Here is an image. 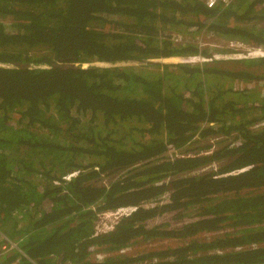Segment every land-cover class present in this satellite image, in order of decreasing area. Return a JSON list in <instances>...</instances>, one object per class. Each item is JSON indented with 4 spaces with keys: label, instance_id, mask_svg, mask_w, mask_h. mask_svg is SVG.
Wrapping results in <instances>:
<instances>
[{
    "label": "trees",
    "instance_id": "obj_1",
    "mask_svg": "<svg viewBox=\"0 0 264 264\" xmlns=\"http://www.w3.org/2000/svg\"><path fill=\"white\" fill-rule=\"evenodd\" d=\"M204 32L263 53L202 46ZM259 83L264 0H0V230L25 252L6 262L264 264ZM166 240L180 244L152 246Z\"/></svg>",
    "mask_w": 264,
    "mask_h": 264
},
{
    "label": "built area",
    "instance_id": "obj_2",
    "mask_svg": "<svg viewBox=\"0 0 264 264\" xmlns=\"http://www.w3.org/2000/svg\"><path fill=\"white\" fill-rule=\"evenodd\" d=\"M201 2H203L207 7L209 8H214L216 5L220 4L225 6H228L232 0H199ZM206 36H201V37H197L198 41L200 42V45L204 46V45H208V44H204V40H205ZM180 39H182L181 35H177L175 34V40L179 41ZM230 44L232 46H235V44H233V40H231ZM258 48H251L248 49L251 52H254V50H257ZM264 122H258L257 124L253 125L252 128L253 129H259V126H263ZM85 165H88L87 163H85ZM248 167L242 168L240 170H234L232 172H230L231 174L233 173H239L243 170H245ZM229 174V173H228ZM165 196V195H164ZM157 203H161V202H155V201H150V202H144L142 205L140 206H144V207H153L154 205H156ZM138 206H134V205H130V206H126V207H121V208H117V209H113V210H106L104 212H101L99 214V218L97 221V225H96V235L101 234V233H105L108 231H111L115 228V225L117 224V222H119L120 218L124 217V216H129L132 212H134L135 210H137ZM109 214L114 215L116 217L115 222L113 223L109 217ZM103 224H107L108 226L112 227L108 230L103 229ZM209 234V233H207ZM211 235V234H209ZM258 245L254 244L253 247H256ZM260 246V245H259ZM15 252H17L18 254H22L25 255V252L21 249L19 243L10 238L8 235H6L4 232H2L0 230V264H15L18 262L19 257H17L14 262L11 263H7L5 258L10 257L12 254H14ZM130 253H134V247L132 244L120 249L119 251L115 252V254H130ZM108 252L101 249V248H96L93 251V255L94 258H96L98 261H102L106 256H108ZM5 259V260H4ZM4 260V261H3Z\"/></svg>",
    "mask_w": 264,
    "mask_h": 264
},
{
    "label": "rangeland",
    "instance_id": "obj_3",
    "mask_svg": "<svg viewBox=\"0 0 264 264\" xmlns=\"http://www.w3.org/2000/svg\"><path fill=\"white\" fill-rule=\"evenodd\" d=\"M208 35V41H214L216 38H215V36L213 35V34H211V33H208V32H204L201 36H207ZM225 43H228L229 44V41H227V40H223V39H216V41H215V43L214 44H212L213 46H216V47H218V49H222V48H224V49H227V50H230V51H237V50H239V48L240 47H233V46H231L230 44L229 45H226ZM173 61V59H170V58H156V59H154V61L153 62H155V63H157V62H159V63H161V64H166V63H171ZM252 87V86H251ZM263 88L264 87V85H263V83H262V85H261V83H259V84H256V85H254L252 88ZM260 113L258 112V115H259ZM263 124V126H264V123H262ZM263 126H259L260 128H262ZM259 128V129H260ZM213 141H215V147H214V149L216 148V147H218V145H220L221 143H218L217 141H218V139H213ZM214 149H212V150H210V151H208V152H212ZM174 151L175 150H173V149H170V150H168L164 155L165 156H173L174 157ZM191 153V152H190ZM187 154V153H186ZM216 165V164H215ZM215 165H212V166H209L207 169H205V171H209V170H215V169H217V167L215 166ZM116 176L115 175H113L112 176V179H114ZM109 179H110V177H105V176H102V178H101V180H100V182L101 183H108V181H109ZM172 214L173 213H166V214H164L163 216H160V217H156V218H154V219H152L149 223H154V222H162V221H165V220H168V221H172ZM109 217H110V219H111V221L114 223L115 222V220H116V217L114 216V215H111V214H109ZM187 221H189V219H187L186 218V220H185V222H187ZM182 222H184V220L183 221H181V222H177V221H173V225L174 226H176V225H180ZM110 226H108L107 224H104V226H103V229H105V230H107V228L108 229H110V228H112V227H110ZM203 236H209V234H202ZM180 244V240H166V241H158L157 243H155V244H153L152 246H157V247H168V246H172V247H175L176 245H179ZM148 247H151V246H148ZM94 257V256H93Z\"/></svg>",
    "mask_w": 264,
    "mask_h": 264
},
{
    "label": "clouds",
    "instance_id": "obj_4",
    "mask_svg": "<svg viewBox=\"0 0 264 264\" xmlns=\"http://www.w3.org/2000/svg\"><path fill=\"white\" fill-rule=\"evenodd\" d=\"M197 1H199V0H197ZM233 1V0H232ZM231 1V2H232ZM199 2H201V1H199ZM201 3H203V2H201ZM204 4V3H203ZM205 5V4H204ZM206 6V5H205ZM216 6H220V7H224L223 5H220V4H218V5H216ZM215 6V7H216ZM207 7V6H206ZM225 7H227V6H225ZM208 9H212V8H209V7H207ZM195 28V27H194ZM194 28H191V30H193ZM203 30H205V31H207L205 28L203 29ZM215 36V35H214ZM216 38V37H215ZM217 39V38H216ZM216 39L212 42V41H208V35L206 36V38H205V40H204V44H208V45H211V44H214L215 43V41H216ZM223 40H225V39H223ZM227 41H229V44H230V42H231V40H233V44H235V46H233V47H240L239 48V50H237V51H240V52H242V53H252V54H255V55H260V54H262L263 53V47H261V46H255V45H252V44H248V43H245V42H243V41H241V40H237V39H226ZM226 45H229L228 43H225ZM231 45V44H230ZM204 46H206V45H204ZM213 46V45H212ZM232 46V45H231ZM216 47V46H215ZM251 48H258L257 50H254V52H251V51H249L248 49H251ZM220 50H222V51H225L224 53H228V52H230V50H227V49H224V48H222V49H220ZM253 87V86H252ZM252 87H248V88H246V92H249L250 90H251V88ZM85 163H87L88 165H90L91 163L89 162V161H86V160H84V165H85ZM87 170H91V167H88L87 168ZM75 173H77V171H75ZM136 211V210H135ZM115 229V228H114ZM176 246H178V245H176ZM175 246V247H176ZM96 248V247H95Z\"/></svg>",
    "mask_w": 264,
    "mask_h": 264
},
{
    "label": "crops",
    "instance_id": "obj_5",
    "mask_svg": "<svg viewBox=\"0 0 264 264\" xmlns=\"http://www.w3.org/2000/svg\"><path fill=\"white\" fill-rule=\"evenodd\" d=\"M95 249H96V248H94L93 251H94ZM93 256H94V255H93V252H92V254H91V258H92V259H95L97 262H101V261H98V260H97L96 258H94Z\"/></svg>",
    "mask_w": 264,
    "mask_h": 264
},
{
    "label": "bare ground",
    "instance_id": "obj_6",
    "mask_svg": "<svg viewBox=\"0 0 264 264\" xmlns=\"http://www.w3.org/2000/svg\"><path fill=\"white\" fill-rule=\"evenodd\" d=\"M262 124V123H261ZM152 223V222H151ZM104 225V224H103ZM110 228V227H109ZM107 230H108V228H107Z\"/></svg>",
    "mask_w": 264,
    "mask_h": 264
}]
</instances>
